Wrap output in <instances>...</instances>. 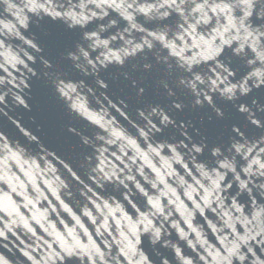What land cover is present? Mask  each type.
Masks as SVG:
<instances>
[{
	"label": "clouds",
	"instance_id": "obj_1",
	"mask_svg": "<svg viewBox=\"0 0 264 264\" xmlns=\"http://www.w3.org/2000/svg\"><path fill=\"white\" fill-rule=\"evenodd\" d=\"M69 7L63 12H56L52 9L50 0H43L41 3H32L31 0H22V7H17L16 3L12 0H0V5L6 6V11L10 12L16 19L17 23L24 29H28L27 17L23 15L25 9L28 12L35 14L37 25L40 24H59L63 27L65 31L76 32L80 30V37L76 40L70 47L66 48L63 53V58L66 61L71 62L72 68L82 72L84 76L90 74H95L99 71L100 67L107 68L112 63H117L121 66L125 63V60L130 56H136L137 53L143 52L145 48L152 49L153 44L150 40H162V36L158 35L157 32H144V29L135 22V16L132 14L124 15V19L128 21L129 27L132 30L144 32L149 39H144L140 43L135 42L133 39L124 38L125 34H121L119 39L125 45L120 47L118 50H112V42L117 40L116 36H112L110 39H101L100 33H104L109 27H114L115 22L109 21L107 25L100 24L98 29L95 31H85L86 26L93 20L99 19L103 20L107 15L103 11V6L98 3L97 0H67ZM90 6H94L97 11H92ZM128 9H131L136 15H141L144 17L147 23H156L161 27L158 28V32L170 31L168 22L173 14H179L180 19L183 24L179 26L178 30L185 32L189 29L194 30L196 26L210 25L213 21L217 25L220 24L221 19L227 18V27H223L222 31H217L215 34L220 37V45L217 48L215 55H200L199 57H185L181 55L183 49L177 50L174 46L170 44H165L167 48H171L170 55L179 58L178 66L184 69L186 72L192 74L191 79H184L179 77L176 82V87L183 86L191 91L195 99L193 101L194 106L202 107L206 102L209 106L213 107L217 117L223 118L224 112L221 108L216 107L213 103L210 92H218L220 96L226 98L227 100H233L237 92L240 95H246L250 89L247 86V79L240 83H232L229 80L230 76H233V72L224 63L219 60L215 61V66L210 68L211 75H201L193 71L194 65H199L202 61L214 60L215 56H218L222 51L224 46L231 47L233 41H238V47L233 48V54L239 56L244 52L245 43L250 37H253L254 33H259V35H264V32H259V29L254 28L251 20L255 14V19L257 21H264V0H229L228 3H216V0H203V2H198V0H135V4H128ZM240 10V15L238 19L233 18L234 10ZM43 13V15H41ZM211 14V15H210ZM130 35L131 33H126ZM174 35V33H173ZM227 35V39H225ZM6 36L20 37V32L16 30L15 24H3L0 27V38ZM23 39V37H20ZM180 39H183L180 37ZM30 44L31 48L35 49L37 54H42L44 49L40 46V42L37 39L35 43L32 41H26ZM99 54L97 53V50ZM23 56L28 61H33V57L27 52L23 53ZM41 62L43 65L51 70L55 71L54 62L50 59L44 58L41 55ZM163 63L168 64V60L164 59ZM13 69L17 68V64L22 65L25 69L31 72L32 76H36L37 73L32 69L28 68V64L25 63V59H16L15 62H10ZM146 70L151 69V64L144 65ZM173 71L171 65L169 64V73ZM47 76V73L45 74ZM97 83L103 87L107 88L108 85L103 80H98ZM135 83V82H134ZM3 84V81H0ZM162 86L167 90L169 96L175 95L174 90L170 87L169 83L166 81H161ZM50 86L54 93H57V99L64 105L70 120L74 118L76 111L79 109V105L72 101L70 98L66 101L65 98L68 93L64 91L63 81L56 76L50 79ZM20 93L24 92V89L28 88L29 85L25 84L23 80L16 85ZM72 93L75 96H79L80 91L85 90V84L81 81L78 85H70ZM79 89V91H78ZM207 89L208 91H204ZM91 91L90 88L87 89ZM144 88L140 87L138 89V95H143ZM5 94H0V104L5 102ZM14 101L22 105L25 108H29L28 101L21 95L13 93ZM30 99V97H29ZM173 108L182 111L185 105L182 102L173 101ZM241 111H246L243 107ZM138 115L145 121L144 128L138 129L139 136L144 139L148 138L150 133H162L165 128L169 125L175 126L176 121L172 118L163 108L159 105L151 106L150 110L145 113L144 109L137 110ZM153 120L158 121L160 127H157ZM180 128L184 129L185 132L190 124H185L184 121L180 122ZM146 129V130H145ZM67 131L73 135L80 137L81 142L87 146L89 145L90 138L81 132L75 124L69 123L67 125ZM233 131L241 138L244 137V133L239 130L236 126H233ZM183 134V133H182ZM96 139H102L101 137H96ZM191 147L184 143H159L157 148L163 150L167 147L171 152V158L174 163L179 164L185 175L188 176L193 183L201 189L203 195L200 196V202L192 200L193 211L189 213V217L193 216L195 212L201 214L204 213L205 209H211L212 211H217V209L212 208L213 203L221 206V219L228 217L224 220V227L233 228V224L239 221L240 223H246L248 226L247 230L243 235L235 234L233 239L224 246L223 254L217 252L211 257L212 264H232L233 259L237 261V264H264V220H261L257 215L253 214L249 219L244 215V211L239 207L235 200L231 201L232 216H229L228 212H223L222 206L224 197L221 193H227L231 187L232 182L227 181L229 175L232 177V181H235L236 187L240 194L248 193L251 195L253 188H255V193L261 200H264V148L259 149L255 156L253 153V145H249L246 140L244 142L233 141L229 145H214L209 147L206 140L199 143L192 140L189 136L187 137ZM123 141V138H121ZM109 144L116 143L115 140H109ZM207 149L208 154L212 158V163L209 165L207 161L197 162L195 159V154L203 155ZM182 150V151H181ZM119 151L121 155L126 156L127 153L125 148L121 145L119 146ZM150 151L153 152L157 157L160 153L156 148H151ZM101 155L103 152L101 151ZM113 157L120 160V157L112 153ZM237 157H240L244 162L239 165ZM142 158V157H141ZM192 164L196 175L204 181L201 183L196 180L188 170V166L185 163V159ZM85 161L89 164V175H94L97 177V183L103 182H115V184L122 187L125 191H129V183L133 184L138 190V194H144V190L140 187L139 183H136V176L133 172L135 167V161L129 159L128 163L125 164L123 161L120 163L122 167H117L111 162H106L105 159H100L99 163L92 166V162ZM132 165V167H130ZM135 172L143 175L142 171L136 167ZM241 174L245 179H241ZM171 177H176L174 172L168 173ZM159 181L163 183V178L158 177ZM147 180V177H145ZM253 180L260 181L259 183L253 184V187H249V184ZM227 181V182H226ZM151 183V182H150ZM177 184L181 188L187 187L183 178H177ZM205 184L208 186L205 187ZM154 189H157V185L153 183L151 185ZM165 187H167L165 185ZM158 191V189H157ZM146 195V194H144ZM123 199H127V196L122 194ZM189 199L191 196L189 195ZM107 207V203L104 205ZM119 208V205H116ZM175 209L172 206V202H168V206L165 207L159 203L153 205V210L150 212V217H142L141 223L143 224V232L147 234L148 243L156 248L171 249L177 264H201V257L196 253V249L199 247L205 255H209L207 241L202 237L200 231H198L191 224L188 217H184V223L187 225V231L181 228L180 223H177L173 218V211ZM183 215V214H181ZM153 221H156L154 223ZM209 227H212L211 225ZM169 228L175 231L178 240L184 242L186 249H188L192 255H182L181 248L173 243L169 239ZM7 230V229H6ZM223 230V229H220ZM234 232V228H233ZM194 234V236L192 235ZM2 235V233H0ZM135 243L140 244L139 237L132 234ZM126 239V238H125ZM255 245L261 246L259 250V255L253 251V243ZM65 255L71 257L73 255L79 256L81 259L87 257L89 260H94L95 264H105V255L99 251V249H62ZM215 251V250H213ZM139 258L140 264H150L149 258L143 251L136 253ZM64 256L59 252H53L50 250L42 259V264H55L57 260H63ZM107 259L111 260V264H119V260L116 256L109 255ZM0 264H8L7 259L0 257ZM159 264H169V260L165 256H161Z\"/></svg>",
	"mask_w": 264,
	"mask_h": 264
},
{
	"label": "water",
	"instance_id": "obj_2",
	"mask_svg": "<svg viewBox=\"0 0 264 264\" xmlns=\"http://www.w3.org/2000/svg\"><path fill=\"white\" fill-rule=\"evenodd\" d=\"M0 233V257L8 264H42L50 250L64 256L55 264H95L65 255V248L99 249L105 264H111L109 255L119 264H140L137 251L78 208L1 135Z\"/></svg>",
	"mask_w": 264,
	"mask_h": 264
}]
</instances>
